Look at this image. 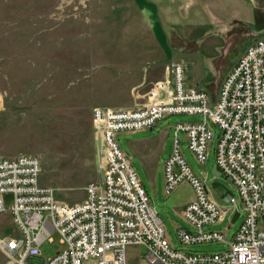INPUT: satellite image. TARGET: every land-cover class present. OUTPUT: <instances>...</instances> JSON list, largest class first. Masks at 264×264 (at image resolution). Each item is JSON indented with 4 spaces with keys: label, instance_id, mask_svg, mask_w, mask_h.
<instances>
[{
    "label": "rangeland",
    "instance_id": "374dc122",
    "mask_svg": "<svg viewBox=\"0 0 264 264\" xmlns=\"http://www.w3.org/2000/svg\"><path fill=\"white\" fill-rule=\"evenodd\" d=\"M154 2L0 0V155L37 156L39 183L54 188L59 201L82 200L84 186L101 179L91 118L95 106L140 107L173 62L184 65L189 87L216 97L251 31L254 36L264 32V0H175L165 7ZM243 10L252 15L246 22L236 17L243 16ZM191 80L201 81L202 86L189 85ZM192 117L170 113L151 127L121 131L116 140L172 245L186 251H220L226 243L186 245L177 238L178 227H189L182 208L194 197L191 184L183 179L164 192L163 164L172 149L176 124ZM218 133L213 126L205 161L192 154L184 131L179 130L177 138L189 168L205 179L215 202L230 205L212 181L232 191L241 211L236 221L227 229V215L204 226L220 229L229 239L244 211L232 183L212 173ZM18 233L9 210L0 212V237ZM50 236L53 241L40 244L45 256L61 248L58 235ZM145 253L142 244L128 246L127 263H143ZM9 261V254L0 248V264Z\"/></svg>",
    "mask_w": 264,
    "mask_h": 264
},
{
    "label": "built area",
    "instance_id": "2783aa9c",
    "mask_svg": "<svg viewBox=\"0 0 264 264\" xmlns=\"http://www.w3.org/2000/svg\"><path fill=\"white\" fill-rule=\"evenodd\" d=\"M170 113L193 115L176 124L172 149L163 164L165 193L185 179L194 194L182 208L189 227H178L177 238L186 245L226 243L220 251H186L172 245L135 168L117 143L119 132L151 127ZM91 118L102 175L100 181L84 186L80 201H59L54 188L39 183L37 156L0 155V212L8 209L19 230L15 236L0 237L9 264H128L126 248L140 244L146 248L140 264H264V32L230 67L216 97L189 87L184 65L173 62L143 105L95 106ZM213 126L219 129L214 164L237 190L244 211L229 239L220 229L204 226L227 215V229L236 221L241 211L234 195L227 201L229 206L215 202L205 179L189 168L177 138V132L184 131L192 154L205 161ZM236 210L238 216L232 221ZM52 233L58 235L61 248L45 256L40 244L53 241Z\"/></svg>",
    "mask_w": 264,
    "mask_h": 264
},
{
    "label": "crops",
    "instance_id": "0c3cea01",
    "mask_svg": "<svg viewBox=\"0 0 264 264\" xmlns=\"http://www.w3.org/2000/svg\"><path fill=\"white\" fill-rule=\"evenodd\" d=\"M155 2H156V4L157 5H160V6H162V7H165V6H173L174 5V3H173V1H175V0H154ZM154 2V3H155ZM217 8H218V6H216ZM223 10V9H222ZM220 12H222L223 13V11H220ZM242 15L243 16H245V17H243V16H238V15H236V17L239 19V20H241V21H245L246 22V20L248 19L247 17L248 16H250V18H252V15H251V13H248V12H245L244 10H243V12H242ZM257 36H259V35H256V36H254V33H253V31H251V35H250V38L245 42V43H243L242 44V48H241V51L238 53V55L236 56V59L238 58V56L243 52V50H244V48L249 44V43H251ZM235 59V60H236ZM234 62V61H233ZM232 62V63H233ZM188 83H189V85H198V86H202L200 83H201V81H195V80H191V81H187Z\"/></svg>",
    "mask_w": 264,
    "mask_h": 264
},
{
    "label": "water",
    "instance_id": "95a60500",
    "mask_svg": "<svg viewBox=\"0 0 264 264\" xmlns=\"http://www.w3.org/2000/svg\"><path fill=\"white\" fill-rule=\"evenodd\" d=\"M195 119H193L194 121ZM213 125V122H210V126ZM212 173L215 174V175H219L220 172L216 169V165L213 164L212 166ZM211 185L213 187H221L223 189V192L220 194V198L224 201H229L230 198L232 197L233 193L232 191L227 188L226 186H224L223 184H221L220 182H217V181H212ZM238 216V211H234L233 215H232V221H234L236 219V217Z\"/></svg>",
    "mask_w": 264,
    "mask_h": 264
},
{
    "label": "bare ground",
    "instance_id": "6f19581e",
    "mask_svg": "<svg viewBox=\"0 0 264 264\" xmlns=\"http://www.w3.org/2000/svg\"><path fill=\"white\" fill-rule=\"evenodd\" d=\"M221 188V187H220ZM221 190H223L222 188H221Z\"/></svg>",
    "mask_w": 264,
    "mask_h": 264
}]
</instances>
